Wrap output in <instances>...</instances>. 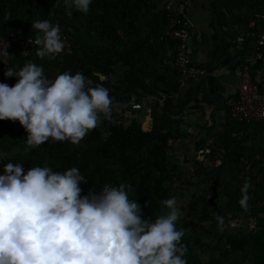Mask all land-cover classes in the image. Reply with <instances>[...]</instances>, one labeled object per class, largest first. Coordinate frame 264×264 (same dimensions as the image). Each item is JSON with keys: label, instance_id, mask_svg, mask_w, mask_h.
<instances>
[{"label": "trees", "instance_id": "trees-1", "mask_svg": "<svg viewBox=\"0 0 264 264\" xmlns=\"http://www.w3.org/2000/svg\"><path fill=\"white\" fill-rule=\"evenodd\" d=\"M207 9L212 37L219 36L224 50L235 51L238 64L249 68L258 30L264 28V0H208ZM172 15L163 0H91L87 13L66 8L63 0H0V34L21 36L11 45L8 68L33 62L50 79L80 72L92 86L107 88L112 104L131 98L142 103L141 109L129 108L124 124H98L78 145L49 139L27 152L25 129L19 121L4 120L0 174L7 162L21 163L25 172L76 167L87 180L81 196L105 184L130 185L129 199L140 205L141 219L166 213L161 202L176 197L185 214L176 227L185 230L186 264H264V123L233 120L227 98L218 124L197 108L186 110L197 114L193 124L165 109L174 108L171 99L179 89L175 41L167 33ZM35 20L59 25L70 40L63 53L39 58L38 47L21 49V39L38 34L31 27ZM257 53L261 61L264 48ZM9 78L13 84L18 80ZM149 105L150 129L144 130ZM186 140L193 141L194 152L209 150L204 159L190 153L179 159L178 145ZM246 179L251 187L245 209L238 201ZM217 215L224 217L223 231Z\"/></svg>", "mask_w": 264, "mask_h": 264}, {"label": "clouds", "instance_id": "clouds-1", "mask_svg": "<svg viewBox=\"0 0 264 264\" xmlns=\"http://www.w3.org/2000/svg\"><path fill=\"white\" fill-rule=\"evenodd\" d=\"M66 8L89 11L91 0H63ZM32 44L39 58L64 50L59 25L35 20ZM3 55L8 53L3 50ZM27 55V51L23 52ZM6 77H18L9 86L0 83V120L19 121L27 132L26 147L49 139L73 145L111 112L108 89L82 73L64 71L50 79L44 69L27 62L12 67ZM87 180L76 167L63 172L48 166L31 167L7 162L0 174V264H186L188 249L181 243L185 230L176 222L185 214L177 198L163 200L168 210L155 219H141V207L129 199L130 185H103L81 196ZM250 181L240 188L239 204L247 208ZM220 231L224 217H215ZM207 221L205 225H207Z\"/></svg>", "mask_w": 264, "mask_h": 264}, {"label": "built area", "instance_id": "built-area-1", "mask_svg": "<svg viewBox=\"0 0 264 264\" xmlns=\"http://www.w3.org/2000/svg\"><path fill=\"white\" fill-rule=\"evenodd\" d=\"M163 4L167 10L173 13L169 20L168 35L175 41L176 59L175 67L179 73V88L185 87L190 83H194L205 76L206 69L195 62L190 51V27L193 22L190 18V0H163ZM183 18V22L180 19ZM180 24L178 27H176ZM61 30V38L64 42V50L69 46L70 40ZM20 33L10 32L7 36L0 34V83H6L9 86L14 85L9 77L4 75L7 70L11 58V45L19 38ZM30 40L21 39L19 45L21 49L26 50L28 47L37 45L32 44ZM255 55L259 56L258 50L264 48V28H259L254 43ZM8 53L3 55V50ZM64 50L61 52L63 53ZM242 82L237 92L233 96H228L226 104L229 107L230 117L239 122L257 121L264 123V91H261L257 83L250 75L248 66L244 65L241 69ZM130 109H141L142 103L131 98L126 105L120 108L111 109L108 116L100 115V123L105 125H122L125 118L129 115ZM4 120H0V124Z\"/></svg>", "mask_w": 264, "mask_h": 264}, {"label": "crops", "instance_id": "crops-1", "mask_svg": "<svg viewBox=\"0 0 264 264\" xmlns=\"http://www.w3.org/2000/svg\"><path fill=\"white\" fill-rule=\"evenodd\" d=\"M207 6L208 0H190L189 15L193 22L190 27V51L194 61L206 69V74L198 81L179 88L171 103L174 109L189 103L188 110L197 108L200 111L198 114L219 121L223 116V106L227 110L223 99L236 94L242 82L241 69L246 64H238L235 51L224 50L219 36L212 37ZM259 58L260 54L257 57L253 53L248 69L253 80L264 85V55L261 61ZM112 105L120 108L126 102H115ZM146 118L151 119L148 108ZM194 119L198 120L197 114Z\"/></svg>", "mask_w": 264, "mask_h": 264}, {"label": "rangeland", "instance_id": "rangeland-1", "mask_svg": "<svg viewBox=\"0 0 264 264\" xmlns=\"http://www.w3.org/2000/svg\"><path fill=\"white\" fill-rule=\"evenodd\" d=\"M151 103V102H150ZM189 103H186V104H184L183 106V108H181V107H175L176 109H174V108H171V106L170 107H166L165 106V109L169 112V113H171V112H173V113H175V114H180L181 116H183L184 117V123H186V124H193L194 122H195V117H196V114H192V113H188L186 110H188V108H187V105H188ZM151 108H152V105L151 106H148V110L149 111H151ZM191 117V118H190ZM187 120H189V122H187ZM150 120H148V118H146L145 117V119H144V121L142 122V128L144 129V130H149L150 129ZM215 122H217V120H215ZM214 122V123H215ZM216 124H218V122L216 123ZM148 125V127L146 128V126ZM184 128V127H183ZM214 128V127H213ZM193 141H185V144H182V143H180L179 145H178V150L176 151V153H177V156L179 157V159L182 161V159H183V161H184V154L186 153V154H194V155H196L199 159H204V157H205V152H207V151H209V150H206L205 152H203V153H200V151L199 152H194V150H193ZM178 159V160H179Z\"/></svg>", "mask_w": 264, "mask_h": 264}]
</instances>
